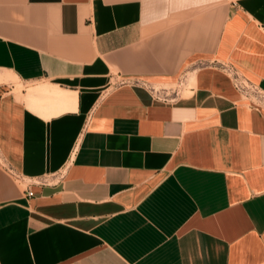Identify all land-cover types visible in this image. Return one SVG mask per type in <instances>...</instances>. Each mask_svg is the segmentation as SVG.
Masks as SVG:
<instances>
[{"label":"crops","instance_id":"0c3cea01","mask_svg":"<svg viewBox=\"0 0 264 264\" xmlns=\"http://www.w3.org/2000/svg\"><path fill=\"white\" fill-rule=\"evenodd\" d=\"M229 68L264 91V0H0V264H264Z\"/></svg>","mask_w":264,"mask_h":264},{"label":"rangeland","instance_id":"374dc122","mask_svg":"<svg viewBox=\"0 0 264 264\" xmlns=\"http://www.w3.org/2000/svg\"><path fill=\"white\" fill-rule=\"evenodd\" d=\"M224 73L226 75H228L232 81V84L234 86V88L236 89V91L240 94V96L242 97V99L246 100L248 103H251L252 105L263 109L264 110V91L263 89H261L259 86H257L255 83L249 81L248 79H246L244 77V75L242 73H240L238 70L235 71H224ZM183 78H181V83L180 81L174 84H166V86H168V88H161L159 85H154L155 87V93H159L161 95H167V97L169 99H171V97H173V95L179 90V92L181 91L182 95H188L190 94L189 91V85L192 83L191 80L187 81L186 84H184V82H182ZM235 82H240L243 85L244 88L242 90L238 89L235 86ZM250 84H255L256 88L251 86ZM172 101V100H171Z\"/></svg>","mask_w":264,"mask_h":264},{"label":"built area","instance_id":"2783aa9c","mask_svg":"<svg viewBox=\"0 0 264 264\" xmlns=\"http://www.w3.org/2000/svg\"><path fill=\"white\" fill-rule=\"evenodd\" d=\"M229 71H232L230 68H229ZM235 73V72H234ZM141 84L145 87H147L148 89L151 90L153 96L157 99H160V100H170L167 95H161L159 93H155V87L153 85H151L149 82L147 81H141ZM235 86L238 88V89H243L246 84H241L240 82H235L234 83ZM251 86L255 87L256 88V85L255 84H250ZM244 91V90H242ZM0 165L8 172L10 173L11 175L15 176V177H19V174L12 168V166H10L7 162V159L5 158V156L2 154L1 150H0ZM27 193L28 194H32V190L30 188H27Z\"/></svg>","mask_w":264,"mask_h":264}]
</instances>
